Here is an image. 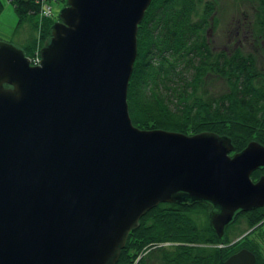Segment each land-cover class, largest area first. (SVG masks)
<instances>
[{"label":"water","instance_id":"water-1","mask_svg":"<svg viewBox=\"0 0 264 264\" xmlns=\"http://www.w3.org/2000/svg\"><path fill=\"white\" fill-rule=\"evenodd\" d=\"M151 0H66L38 64L0 41V264H115L160 202L211 204L220 242L235 212L264 205V145L141 129L126 91ZM246 248L220 264H255Z\"/></svg>","mask_w":264,"mask_h":264},{"label":"trees","instance_id":"trees-1","mask_svg":"<svg viewBox=\"0 0 264 264\" xmlns=\"http://www.w3.org/2000/svg\"><path fill=\"white\" fill-rule=\"evenodd\" d=\"M8 1L17 14L19 48L30 58L50 36L54 19L40 13L39 0ZM236 1L243 9H237L233 29L215 49L208 28L215 24L218 0H151L138 24L126 85L133 125L188 135L218 133L230 138V154L250 140L264 145V0ZM215 83L221 85L217 93ZM263 174L264 166L251 178ZM211 207L188 196L158 203L128 233L115 264H220L240 248L254 253L255 264H264L254 238L246 235L228 245L227 234L239 219L246 229L263 220L264 206L235 212L223 242L207 225Z\"/></svg>","mask_w":264,"mask_h":264},{"label":"rangeland","instance_id":"rangeland-1","mask_svg":"<svg viewBox=\"0 0 264 264\" xmlns=\"http://www.w3.org/2000/svg\"><path fill=\"white\" fill-rule=\"evenodd\" d=\"M1 1V9H0V41H5L13 44L14 46L20 47V40L18 36L15 34V26L17 22V14L14 11L12 3L8 0H0ZM66 0H52L49 1L51 8V17L52 19L57 20V16L59 11L64 7ZM236 0H218L216 13V21L215 24L210 28H208V38L209 41L213 42V47L218 49L223 46L225 42V36L229 34V31L233 29L235 18L238 16L237 9H243L242 5L238 4L237 7ZM28 28V23L23 25L22 30ZM214 92H218L221 89V85L218 83L214 84L212 88ZM251 177V175H250ZM252 179V178H251ZM253 181L256 179H252ZM264 206V205H263ZM256 208V207H255ZM211 209V208H210ZM250 210V209H249ZM248 211V210H246ZM245 220L239 219L237 223L232 225L228 230V237L230 238V242L228 245H232L234 242L239 240L241 237L248 235L249 239L254 238L256 243H258L260 248V253L264 256V218L256 225L246 229ZM263 222V223H262ZM262 223V225L253 233H248L252 231L254 228L258 226V224ZM263 233V237L259 238L258 234ZM218 246H222L219 244ZM256 262V261H255Z\"/></svg>","mask_w":264,"mask_h":264},{"label":"built area","instance_id":"built-area-1","mask_svg":"<svg viewBox=\"0 0 264 264\" xmlns=\"http://www.w3.org/2000/svg\"><path fill=\"white\" fill-rule=\"evenodd\" d=\"M39 4H40V6H39V8H40V13H41L43 16H46V17H47V16H50V14H51V8H50V5L47 4V3L45 2V0H39ZM30 61L32 62V64H37L38 61H39V57H38V55H37V54H34V55L31 57Z\"/></svg>","mask_w":264,"mask_h":264}]
</instances>
